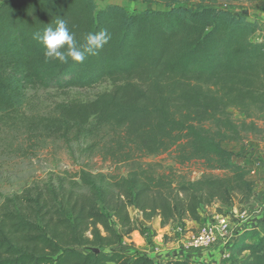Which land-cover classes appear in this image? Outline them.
<instances>
[{
    "label": "trees",
    "instance_id": "1",
    "mask_svg": "<svg viewBox=\"0 0 264 264\" xmlns=\"http://www.w3.org/2000/svg\"><path fill=\"white\" fill-rule=\"evenodd\" d=\"M126 1L162 9L129 13L118 5L97 10L94 0H0V115L17 110L28 90L108 84L93 101L59 105L49 126L64 142L106 128L113 136L105 159L127 165L125 176L82 168L73 179L54 178L32 194L5 197L0 264H189L114 250L139 231L129 209L146 223L157 218L160 227H183L200 221L202 207L231 209L234 196L254 192L250 170L222 145L261 133L262 23L221 7L227 0ZM57 18L78 41L100 30L110 40L84 63L45 60L32 34ZM95 148L89 144L83 153ZM172 149L180 166L201 163L198 179L144 163ZM227 257L233 264H264L258 228L242 230Z\"/></svg>",
    "mask_w": 264,
    "mask_h": 264
},
{
    "label": "rangeland",
    "instance_id": "2",
    "mask_svg": "<svg viewBox=\"0 0 264 264\" xmlns=\"http://www.w3.org/2000/svg\"><path fill=\"white\" fill-rule=\"evenodd\" d=\"M94 3L97 10L118 5L129 13L162 9L159 5L126 0H94ZM196 6L190 5L192 8ZM220 6L258 23L264 20V0H227L221 1ZM254 39L257 40L256 37ZM110 89L108 84H103L91 90H28L17 110L0 115V206L5 197L31 193L35 187L42 189L54 178L73 179L82 168L92 174L125 176L127 165L105 159L113 136L108 129L99 130L96 136L80 141L69 136L64 142L56 129L49 126L58 117L59 105L87 103ZM232 114L234 119L241 118L234 111ZM256 124L261 133L248 134L240 143L222 145L233 154L235 164L250 170L247 178L255 184L252 196H234L231 209L218 204L202 207L199 210L200 221H186L183 227L176 223L160 227L157 218L146 223L137 211L130 208L129 216L139 231L113 249L131 256H145L154 262L180 259L189 264H233L227 257L228 248L242 230L256 226L260 236L264 237V115ZM89 144H95L96 148L91 154H84L83 150ZM174 157L172 149L146 158L144 163L153 165L160 172L172 170L188 180H196L203 173L200 162L180 166L174 162ZM212 174L222 175L221 172ZM219 210L230 219V236L224 241L226 244L222 242L207 249H187L185 242ZM244 213V218H241Z\"/></svg>",
    "mask_w": 264,
    "mask_h": 264
},
{
    "label": "clouds",
    "instance_id": "3",
    "mask_svg": "<svg viewBox=\"0 0 264 264\" xmlns=\"http://www.w3.org/2000/svg\"><path fill=\"white\" fill-rule=\"evenodd\" d=\"M32 39L40 45L45 60H56L68 63H84L89 56L96 55L110 40L106 30L84 34L82 42L69 29L67 22L57 18L42 31L32 34Z\"/></svg>",
    "mask_w": 264,
    "mask_h": 264
},
{
    "label": "built area",
    "instance_id": "4",
    "mask_svg": "<svg viewBox=\"0 0 264 264\" xmlns=\"http://www.w3.org/2000/svg\"><path fill=\"white\" fill-rule=\"evenodd\" d=\"M264 26V20L262 21ZM245 213L240 217L244 218ZM228 236H230V219L223 215L216 213L211 220L203 223L196 234L191 236L185 243L187 249H207L219 243H224Z\"/></svg>",
    "mask_w": 264,
    "mask_h": 264
},
{
    "label": "crops",
    "instance_id": "5",
    "mask_svg": "<svg viewBox=\"0 0 264 264\" xmlns=\"http://www.w3.org/2000/svg\"><path fill=\"white\" fill-rule=\"evenodd\" d=\"M258 39H259V36H258ZM246 197V196H245ZM247 229V228H246ZM245 230V229H244Z\"/></svg>",
    "mask_w": 264,
    "mask_h": 264
},
{
    "label": "water",
    "instance_id": "6",
    "mask_svg": "<svg viewBox=\"0 0 264 264\" xmlns=\"http://www.w3.org/2000/svg\"><path fill=\"white\" fill-rule=\"evenodd\" d=\"M95 251V253L97 252L96 250H94Z\"/></svg>",
    "mask_w": 264,
    "mask_h": 264
}]
</instances>
